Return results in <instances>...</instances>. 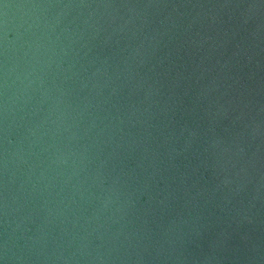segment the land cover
I'll list each match as a JSON object with an SVG mask.
<instances>
[{"label": "water", "instance_id": "95a60500", "mask_svg": "<svg viewBox=\"0 0 264 264\" xmlns=\"http://www.w3.org/2000/svg\"><path fill=\"white\" fill-rule=\"evenodd\" d=\"M0 264H264V0H0Z\"/></svg>", "mask_w": 264, "mask_h": 264}]
</instances>
